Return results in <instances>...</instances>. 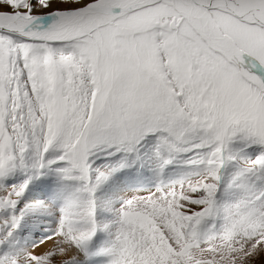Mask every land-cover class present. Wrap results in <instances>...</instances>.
Masks as SVG:
<instances>
[{
  "label": "snow or ice",
  "instance_id": "6c2138e0",
  "mask_svg": "<svg viewBox=\"0 0 264 264\" xmlns=\"http://www.w3.org/2000/svg\"><path fill=\"white\" fill-rule=\"evenodd\" d=\"M0 264H264V0H0Z\"/></svg>",
  "mask_w": 264,
  "mask_h": 264
}]
</instances>
